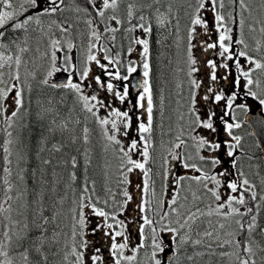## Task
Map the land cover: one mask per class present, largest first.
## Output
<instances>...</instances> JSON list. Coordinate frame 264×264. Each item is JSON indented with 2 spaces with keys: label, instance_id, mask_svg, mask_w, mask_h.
Segmentation results:
<instances>
[{
  "label": "snow or ice",
  "instance_id": "6c2138e0",
  "mask_svg": "<svg viewBox=\"0 0 264 264\" xmlns=\"http://www.w3.org/2000/svg\"><path fill=\"white\" fill-rule=\"evenodd\" d=\"M0 264H264V0H0Z\"/></svg>",
  "mask_w": 264,
  "mask_h": 264
}]
</instances>
